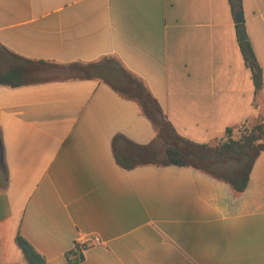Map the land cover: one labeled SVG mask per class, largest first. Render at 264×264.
<instances>
[{
    "label": "crops",
    "instance_id": "0c3cea01",
    "mask_svg": "<svg viewBox=\"0 0 264 264\" xmlns=\"http://www.w3.org/2000/svg\"><path fill=\"white\" fill-rule=\"evenodd\" d=\"M238 12L242 24L229 0H0V51L60 66L113 58L180 136L215 144L264 121L239 35L264 81V0ZM60 72L0 86V264H26L18 234L46 264H71L93 236L80 264H264V151L239 194L193 168L123 170L113 139L150 144L153 124L103 80Z\"/></svg>",
    "mask_w": 264,
    "mask_h": 264
},
{
    "label": "trees",
    "instance_id": "16d2710c",
    "mask_svg": "<svg viewBox=\"0 0 264 264\" xmlns=\"http://www.w3.org/2000/svg\"><path fill=\"white\" fill-rule=\"evenodd\" d=\"M229 2L235 13L241 10L242 0ZM240 50L252 73L255 93L261 94L264 90L263 73L251 43L247 40L240 42ZM0 56L13 60L12 64L0 68V86L18 88L43 83L50 80L41 77L43 70L61 68L68 70L74 79H101L124 97L137 102L153 124L156 138L150 144L139 145L123 136H116L112 150L123 170L149 165L193 168L227 183L239 194L246 189L254 163L264 151L263 120L245 129L244 126L229 128L215 144H200L180 136L146 86L113 58L90 64L60 66L19 57L7 50L0 51ZM236 131L239 132L238 137L235 136ZM157 139L163 145L162 150L156 148ZM16 243L26 264H46L44 256L20 234L16 236ZM75 255L77 251L72 250L70 263L80 264L83 256L74 259Z\"/></svg>",
    "mask_w": 264,
    "mask_h": 264
},
{
    "label": "rangeland",
    "instance_id": "374dc122",
    "mask_svg": "<svg viewBox=\"0 0 264 264\" xmlns=\"http://www.w3.org/2000/svg\"><path fill=\"white\" fill-rule=\"evenodd\" d=\"M61 68H50V69H46L43 70V72L41 73V77L45 78V79H56V78H63L65 77V73L60 72ZM71 75V74H70ZM248 128L247 126L243 127ZM235 136L238 137L239 136V132L236 131ZM156 148L158 150H162L163 149V145L161 143V141L159 139L156 140Z\"/></svg>",
    "mask_w": 264,
    "mask_h": 264
},
{
    "label": "built area",
    "instance_id": "2783aa9c",
    "mask_svg": "<svg viewBox=\"0 0 264 264\" xmlns=\"http://www.w3.org/2000/svg\"><path fill=\"white\" fill-rule=\"evenodd\" d=\"M101 243H102L101 239L97 236L90 237L86 239L85 241L77 242L73 249V251H77V255H75L73 258L76 259V258H79L80 256H83L84 252L89 247H92L94 245H98Z\"/></svg>",
    "mask_w": 264,
    "mask_h": 264
},
{
    "label": "water",
    "instance_id": "95a60500",
    "mask_svg": "<svg viewBox=\"0 0 264 264\" xmlns=\"http://www.w3.org/2000/svg\"><path fill=\"white\" fill-rule=\"evenodd\" d=\"M236 20H237L238 24H242L243 23V15H242L241 12H237ZM239 35H240V41L241 42L247 40L244 28L240 29V34Z\"/></svg>",
    "mask_w": 264,
    "mask_h": 264
}]
</instances>
